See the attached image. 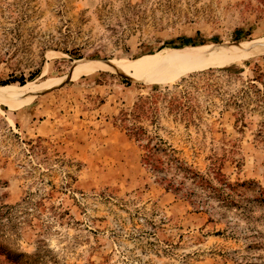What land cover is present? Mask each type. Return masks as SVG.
<instances>
[{"label":"rangeland","instance_id":"1","mask_svg":"<svg viewBox=\"0 0 264 264\" xmlns=\"http://www.w3.org/2000/svg\"><path fill=\"white\" fill-rule=\"evenodd\" d=\"M20 78L0 87V264H264V0H0V82Z\"/></svg>","mask_w":264,"mask_h":264},{"label":"bare ground","instance_id":"2","mask_svg":"<svg viewBox=\"0 0 264 264\" xmlns=\"http://www.w3.org/2000/svg\"><path fill=\"white\" fill-rule=\"evenodd\" d=\"M216 55H205L201 58L167 57L164 55H148L137 61L121 67V73L127 76H148L154 79H162L184 73L204 66ZM217 60V59H216ZM222 64V63H221ZM98 69H115L107 64L97 62L78 61L74 65L77 73H88ZM116 70V69H115Z\"/></svg>","mask_w":264,"mask_h":264},{"label":"trees","instance_id":"3","mask_svg":"<svg viewBox=\"0 0 264 264\" xmlns=\"http://www.w3.org/2000/svg\"><path fill=\"white\" fill-rule=\"evenodd\" d=\"M184 42H185V44H186V42L188 44H195V41H193V40H188V41H184ZM36 77H37V75H32L30 77L29 81H33ZM26 82L27 81L24 78H20V79H9L7 81L0 82V87L12 85V84H17V83H19L21 86H24L26 84Z\"/></svg>","mask_w":264,"mask_h":264}]
</instances>
